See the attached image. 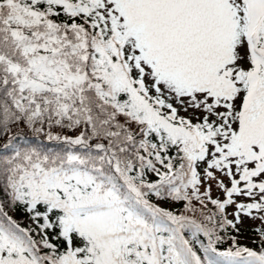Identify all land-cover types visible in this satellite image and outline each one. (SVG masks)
Returning <instances> with one entry per match:
<instances>
[{"label":"snow or ice","instance_id":"snow-or-ice-1","mask_svg":"<svg viewBox=\"0 0 264 264\" xmlns=\"http://www.w3.org/2000/svg\"><path fill=\"white\" fill-rule=\"evenodd\" d=\"M0 264H264V0H0Z\"/></svg>","mask_w":264,"mask_h":264}]
</instances>
